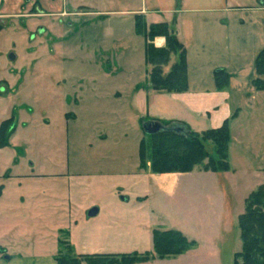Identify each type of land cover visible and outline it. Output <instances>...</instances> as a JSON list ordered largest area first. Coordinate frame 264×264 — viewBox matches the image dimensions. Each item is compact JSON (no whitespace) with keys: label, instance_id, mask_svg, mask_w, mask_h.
<instances>
[{"label":"rangeland","instance_id":"374dc122","mask_svg":"<svg viewBox=\"0 0 264 264\" xmlns=\"http://www.w3.org/2000/svg\"><path fill=\"white\" fill-rule=\"evenodd\" d=\"M41 9L36 0L22 6L23 18H0V125L14 116L10 145L0 149V185L8 183L0 212L25 197L19 221L10 223L22 234L45 230L52 242L59 226L61 241L72 237L76 248L107 254H152L155 229L178 230L198 241L199 250L219 251L220 264H234L243 246L238 213L254 185L247 163L231 159L230 171L215 179L204 170L207 159L189 173L156 174L150 162L142 168L139 143L147 139L148 121L133 98L150 84L146 38L126 17ZM171 57L179 61L170 54L163 75L174 65L164 71ZM207 149L215 155L213 144ZM34 202L41 207L29 205ZM8 240L1 236V246L8 249ZM196 252L131 264H188L205 253Z\"/></svg>","mask_w":264,"mask_h":264},{"label":"crops","instance_id":"0c3cea01","mask_svg":"<svg viewBox=\"0 0 264 264\" xmlns=\"http://www.w3.org/2000/svg\"><path fill=\"white\" fill-rule=\"evenodd\" d=\"M34 2L36 0H0V18H23L22 6L28 4L30 8ZM39 2L40 7L44 8L41 10L45 13L48 7H51L56 10L55 14L68 11L67 8H70L68 11L70 14L67 15L105 16L107 19L126 17L133 21L134 28L137 16L142 17L149 26L167 23L186 49L188 89L184 92H160L147 84L146 89L136 90L133 101L140 112V118L145 121L182 122L194 132L203 133L221 127L225 120L237 113L231 123L229 147L237 153H233V157L232 153L229 154V162L232 163L231 159L234 158H242L247 163L248 178L252 177L248 180H252L254 185L247 191L244 203L252 192L264 185V90L258 91L253 86V81L257 77L256 59L264 50V0H39ZM153 44L155 47L163 48L166 46V38L156 37ZM172 57L169 65L164 68L166 73L174 64ZM220 69L225 70L230 76L229 85L223 90L217 89L215 81V72ZM150 70V66L147 65L148 79ZM262 78L264 79V76ZM8 84L10 85L9 82ZM209 173L211 175L209 177L215 179V173ZM12 178L9 171L3 175L5 182L11 181ZM7 185L8 183L0 185V206L5 201ZM217 192L223 196L220 189ZM26 201L27 198L19 196L17 201L6 205L2 209L4 211L0 212L3 216L2 218L0 215V223H4L0 227L4 229L0 232V241L1 236L9 239L8 249L0 243V264H57L56 257L61 252L63 243L60 239L61 227L52 230V242H49L45 230L38 236L32 233L24 235L19 225L10 224L12 220L19 221L17 218ZM29 205H34L35 209L41 207L40 202ZM244 211L242 209L238 213V218ZM5 224L7 227L4 228ZM71 238L66 242L68 241L75 255L107 254L106 251L76 248ZM196 242L197 246L189 251L205 253L194 254L188 264L222 263L219 251L214 248H210L209 251H202L203 248L199 250L203 246Z\"/></svg>","mask_w":264,"mask_h":264},{"label":"trees","instance_id":"16d2710c","mask_svg":"<svg viewBox=\"0 0 264 264\" xmlns=\"http://www.w3.org/2000/svg\"><path fill=\"white\" fill-rule=\"evenodd\" d=\"M143 21V22H142ZM142 23H145L142 25ZM137 35L146 38L145 60L152 65L149 72L151 87L160 92H184L188 89L186 49L179 41L167 23L146 25L144 19L137 16L135 19ZM156 37H165L166 46L155 47L153 41ZM170 54H177L179 61L175 63L167 75L162 74L161 65L166 63ZM257 77L253 81L256 90H264V50L256 59ZM230 76L223 70L215 72V81L218 90H223L229 85ZM237 116L234 113L219 128L205 131L201 134L191 130L182 122H162L166 130L154 135H147L142 139L139 147L141 166L150 168L156 174L189 173L206 159L208 163L204 170L207 172L230 171L229 145L231 142L230 123ZM14 116L0 125V147L10 145L14 133ZM173 125V126H170ZM180 126V127H178ZM184 129V130H183ZM207 143L213 144L215 155L209 153ZM149 157V161L147 158ZM1 194V189H0ZM241 231L242 251L234 255V264H264V185L258 187L246 199L245 213L239 217ZM62 250L56 257L57 264H131L149 258H164L177 256L188 251L197 242L189 240L178 230L153 231L154 251L145 255H75L67 242L61 243ZM103 262V263H102Z\"/></svg>","mask_w":264,"mask_h":264},{"label":"water","instance_id":"95a60500","mask_svg":"<svg viewBox=\"0 0 264 264\" xmlns=\"http://www.w3.org/2000/svg\"><path fill=\"white\" fill-rule=\"evenodd\" d=\"M143 129L148 135H154L166 130L167 128L161 126V124H159L158 122H154L151 120L143 125ZM97 212H98L97 209L94 208L89 212V216H94L97 214Z\"/></svg>","mask_w":264,"mask_h":264},{"label":"flooded vegetation","instance_id":"af4514ba","mask_svg":"<svg viewBox=\"0 0 264 264\" xmlns=\"http://www.w3.org/2000/svg\"><path fill=\"white\" fill-rule=\"evenodd\" d=\"M1 29V28H0ZM41 31V29L38 31V32H40ZM0 33H1V30H0Z\"/></svg>","mask_w":264,"mask_h":264}]
</instances>
